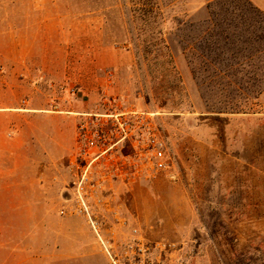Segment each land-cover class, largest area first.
Segmentation results:
<instances>
[{
  "label": "rangeland",
  "instance_id": "374dc122",
  "mask_svg": "<svg viewBox=\"0 0 264 264\" xmlns=\"http://www.w3.org/2000/svg\"><path fill=\"white\" fill-rule=\"evenodd\" d=\"M248 9L243 0H0V264H112L101 240L128 264L135 238L182 246L149 264H264V79L254 78L264 67H242L246 38L226 39L233 25L247 30L245 17L264 44V19ZM160 32L179 78L136 39ZM129 110L155 115L170 166L150 180L104 178L92 227L67 191L78 113Z\"/></svg>",
  "mask_w": 264,
  "mask_h": 264
},
{
  "label": "built area",
  "instance_id": "2783aa9c",
  "mask_svg": "<svg viewBox=\"0 0 264 264\" xmlns=\"http://www.w3.org/2000/svg\"><path fill=\"white\" fill-rule=\"evenodd\" d=\"M78 116L75 144L69 161V170L74 172L75 179L67 191L73 196L72 211L86 216L88 223L95 227L98 223L92 217L91 207L94 205L90 200L96 201L95 206L101 202L104 178L122 176L133 181L150 180L169 168L171 157L153 113L129 110L78 113ZM124 148L130 150L127 157L120 153ZM118 153L125 161L119 159ZM124 165L128 167L125 173L119 170ZM101 242L112 264H116L115 249ZM182 250V246L173 241L149 243L143 238H135L127 244L124 259L128 264H149L150 257L181 253Z\"/></svg>",
  "mask_w": 264,
  "mask_h": 264
},
{
  "label": "trees",
  "instance_id": "16d2710c",
  "mask_svg": "<svg viewBox=\"0 0 264 264\" xmlns=\"http://www.w3.org/2000/svg\"><path fill=\"white\" fill-rule=\"evenodd\" d=\"M154 4L155 3L152 2V4H151L152 5L151 6L152 9L156 8V6ZM247 6H248V8H249L248 10L250 12L253 11V12L257 13L255 11V9L251 5L247 4ZM153 18H155V17H153ZM154 23H155V19H152V20L149 19V20L145 21L144 26L145 27L149 26V25L153 26ZM241 25L247 27L248 35H247V32H245V34L243 35L241 31H236V29L238 27V25L236 24V25H233V28H234L235 32L231 36H229V35L227 36L226 35L227 38L226 37L225 38L226 39H228V38L231 39L232 37L233 38L235 37V38H237V40H239V37L240 38H246V42H248V43H249V39L250 38H252L254 40L255 36L253 34V31L252 32L249 31V29L252 28V22L248 18L241 17ZM136 39L138 41H139V39L141 40V45H142L143 49H147V50H150V52H153V56L151 58L152 61H154V62L165 61V62H161V64L166 66L165 70L167 71V76L169 77V79H171V78L175 79L177 77L179 78L178 73L175 71V68H174V66L172 64V59H171V56H170V53H169L168 46H167L166 41H165L163 35L161 34V32L158 33V34L146 33L144 35H142V34L141 35H137ZM258 39H262L263 40V37H260L258 35ZM167 58L169 59L168 61H166ZM263 91H264V84H263L262 88L259 90V92L257 94L259 95Z\"/></svg>",
  "mask_w": 264,
  "mask_h": 264
},
{
  "label": "crops",
  "instance_id": "0c3cea01",
  "mask_svg": "<svg viewBox=\"0 0 264 264\" xmlns=\"http://www.w3.org/2000/svg\"><path fill=\"white\" fill-rule=\"evenodd\" d=\"M243 1L246 3V5L247 4L251 5L255 9L257 14H259L264 19V0H243ZM240 31L242 32L243 35L245 34V32H247V35H248V30L246 31L245 29L244 30L242 29ZM249 31H252V29H249ZM253 34L255 36L254 40L249 41V43L243 42L239 46V56H240L241 62L243 63V65H241L242 67L245 66L247 68L253 67L255 69H259V67L260 68L264 67V64H263L264 63V44H263V40L258 39L259 32L253 31ZM234 51L237 52L238 50H234ZM254 78L264 79L263 75L262 76L256 75ZM247 79H250V76ZM260 98H261V102L264 104V91L261 94ZM262 122H263L262 128L264 129V117H262ZM22 146L23 145H19V147H22ZM52 179H56V176H53ZM244 186L245 185H243V187ZM245 187H247V185ZM12 194H15L16 196H18V195H21V192L19 193V191L16 190L15 192H12ZM240 196L241 198L243 197V201H246L244 194L241 193ZM247 201H248V198H247ZM261 205L263 204L261 203ZM259 210H264V208L261 207L259 208Z\"/></svg>",
  "mask_w": 264,
  "mask_h": 264
}]
</instances>
